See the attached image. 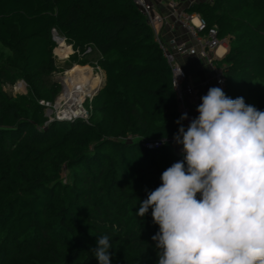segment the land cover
I'll return each instance as SVG.
<instances>
[{"label": "trees", "instance_id": "16d2710c", "mask_svg": "<svg viewBox=\"0 0 264 264\" xmlns=\"http://www.w3.org/2000/svg\"><path fill=\"white\" fill-rule=\"evenodd\" d=\"M185 10L227 41L214 60L226 96L264 111V0ZM53 29L73 48L67 64L104 72L85 102L88 122H46L38 102L61 88L52 78ZM18 77L26 93L6 91ZM180 116L169 67L131 0H0V264H98L101 235L110 238L111 264H156L159 225L151 208L135 213L183 154L142 142L173 137Z\"/></svg>", "mask_w": 264, "mask_h": 264}, {"label": "clouds", "instance_id": "9594fccd", "mask_svg": "<svg viewBox=\"0 0 264 264\" xmlns=\"http://www.w3.org/2000/svg\"><path fill=\"white\" fill-rule=\"evenodd\" d=\"M196 111L187 128V113L176 121L183 160L162 172L135 213L151 208L159 225L156 264H264V111L220 87ZM96 245L98 264H111L109 236Z\"/></svg>", "mask_w": 264, "mask_h": 264}, {"label": "built area", "instance_id": "2783aa9c", "mask_svg": "<svg viewBox=\"0 0 264 264\" xmlns=\"http://www.w3.org/2000/svg\"><path fill=\"white\" fill-rule=\"evenodd\" d=\"M137 7L138 11L145 18L146 23L150 27L154 39L165 58L171 74V87L175 94L177 110L182 115L187 113L189 119L183 121L185 128H187L192 118L197 116L196 108L200 104V97L197 88L191 83L186 70L178 59V55H186L192 53V48L186 42H178L174 36L164 39L158 25L165 23L167 15L174 19L175 25L178 24L181 28L193 39H196L199 44L198 55L206 60L211 68L212 79L214 87H220L226 94V80L222 70V66L215 63L216 49L225 42L218 36L216 26H208L206 20L197 12H188L180 8L179 0H164L165 6L168 9L167 15L156 10L155 0H131ZM211 1V0H209ZM167 23V22H166ZM174 23H169V32L174 29ZM55 37V30H52ZM63 38L64 43L65 38ZM56 40V39H55ZM87 48L86 52H89ZM96 66V65H95ZM96 68H99L96 66ZM79 80L71 81V78L62 82L61 92L57 94L53 101L40 99L38 102L42 105L44 115L47 118L46 122L58 121H72L74 119H82L88 122V110L85 105L86 99L97 88H88V82L92 77L81 73L78 75ZM74 79V78H72ZM68 81L73 84L80 83L85 87L82 90L74 88V85L68 84ZM222 81V83H221ZM87 89V92H85ZM88 97V98H87ZM165 138L144 140L143 146L147 149H155L163 144H168L174 153L183 154L182 146L173 141V137L166 138L167 142H162Z\"/></svg>", "mask_w": 264, "mask_h": 264}, {"label": "crops", "instance_id": "0c3cea01", "mask_svg": "<svg viewBox=\"0 0 264 264\" xmlns=\"http://www.w3.org/2000/svg\"><path fill=\"white\" fill-rule=\"evenodd\" d=\"M197 1H209V0H179V6L182 9H185L187 6L191 5ZM156 10L167 15L168 9L165 6L164 0H155ZM167 22V23H166ZM165 23L159 24L158 27L161 30V34L164 39H168L171 36H174L178 42H186L192 48V53L186 55H178V59L183 65L184 69L187 72L189 80L197 88L200 103L201 97L206 95L208 89L214 87V81L212 79L211 68L204 58L198 55L199 44L196 39L190 37L178 24L175 25L174 19L172 16L167 15V20ZM169 23H174V29L169 32L168 25ZM227 49V44L222 43L215 51V57L217 59L221 58ZM197 116L199 113H197Z\"/></svg>", "mask_w": 264, "mask_h": 264}, {"label": "rangeland", "instance_id": "374dc122", "mask_svg": "<svg viewBox=\"0 0 264 264\" xmlns=\"http://www.w3.org/2000/svg\"><path fill=\"white\" fill-rule=\"evenodd\" d=\"M52 37L56 43L53 50H52V53H53V56L55 57V60L57 63V69L53 72L52 78L54 80H57L60 83V85H61L60 92H61V89L63 86L62 82H66V79L75 78L76 76L77 77L75 79L79 80L80 78H78V75H80L81 73H83V74L86 73L87 76L89 75V77H92L90 82H88V84L90 87L92 85L91 88H97V90H96V92H97L104 82L103 70L100 67L96 68V66L92 65V64H85V65H80V64H76V63L67 64L69 61V56L71 54H73V48H72L71 44H68L65 42L64 44L61 43V46H59V41L55 40V37L53 36V34H52ZM225 43H227V41H225ZM71 69H72V71H69ZM71 73H75L76 76L71 77L70 76V75H72ZM3 87L6 91H8L12 94H15V93L25 94L27 91L25 82L23 81V79H21L19 77L16 79L14 78V79L8 80L4 84ZM93 92L89 96H93V94L96 93V92L95 93H93Z\"/></svg>", "mask_w": 264, "mask_h": 264}, {"label": "bare ground", "instance_id": "6f19581e", "mask_svg": "<svg viewBox=\"0 0 264 264\" xmlns=\"http://www.w3.org/2000/svg\"><path fill=\"white\" fill-rule=\"evenodd\" d=\"M55 35H57V33H56ZM55 39H56V38H55ZM60 39H61V40H60ZM56 41H59V46H61V43L64 44L63 38H62L61 36H59L58 40L56 39ZM75 67H76V66H75ZM73 68H74V67H73ZM73 68H72V69H73ZM76 68H77V67H76ZM72 69L69 70V71H72ZM78 70H79V69H78ZM71 74L73 75V76L70 75L71 77L76 76L75 73H71ZM84 74L87 75L86 73H84ZM76 77H77V76H76ZM76 77H75V78H76ZM75 78H74V79L71 78V81L74 82V81L76 80ZM71 81H70V82L68 81V84L74 85V86H73L74 88H75V87H76V88H79V89L82 90V91H83V89L85 88V87H83L82 84H80V83L73 84ZM95 83H96V82H95ZM88 85H89V84H88ZM93 86H94V85H93ZM89 87H90V86H89ZM89 87H88V88H89ZM91 87H92V85H91ZM85 92H87V89H86Z\"/></svg>", "mask_w": 264, "mask_h": 264}]
</instances>
